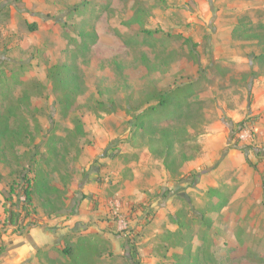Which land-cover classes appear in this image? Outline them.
Segmentation results:
<instances>
[{
	"label": "rangeland",
	"instance_id": "374dc122",
	"mask_svg": "<svg viewBox=\"0 0 264 264\" xmlns=\"http://www.w3.org/2000/svg\"><path fill=\"white\" fill-rule=\"evenodd\" d=\"M74 5L88 10L82 18L67 16ZM143 9L151 34L131 24ZM259 23L264 0H0V109L18 98L27 123L22 141L0 151V237L58 212L46 215L38 199L24 208L19 172L45 173L55 197L64 195L81 148L96 139L112 155L102 181L118 210L92 232L112 239L94 264H264V64L252 57ZM90 25L96 42L81 50L77 32ZM60 63L72 72L69 88L49 77ZM178 85L188 88L157 118L181 106L172 136L184 143L172 157H194L171 175L147 147L158 131L131 137L129 129L156 93ZM59 247L45 249L42 262L61 259Z\"/></svg>",
	"mask_w": 264,
	"mask_h": 264
},
{
	"label": "trees",
	"instance_id": "16d2710c",
	"mask_svg": "<svg viewBox=\"0 0 264 264\" xmlns=\"http://www.w3.org/2000/svg\"><path fill=\"white\" fill-rule=\"evenodd\" d=\"M86 11H88L86 10V8L83 7V9L81 10L79 6L74 5L69 9L67 16L75 14L82 18ZM145 16L146 12L143 9L140 15L136 14L131 20L133 21V23L131 24H137L139 27L140 31L136 30L137 34H141L143 32L145 34L152 33L151 30L143 28V21ZM85 20L86 19H84L83 22H85ZM257 26L260 28L259 30H261V33L259 32L258 37V42L260 43L261 47L260 51L257 54H254L252 57L257 64L262 65L264 64V39H262L261 37L264 36V23H259ZM90 27L92 32H88L85 30H80L77 32V35L79 37V48L81 50H87L91 44H94L96 42L97 35L94 32V27L93 25H90ZM27 28L29 30H33L36 28V26L35 24H28ZM184 41L188 46L192 45L190 39H185ZM193 45L197 46L196 43H193ZM71 74L72 72L70 73L68 65L65 63L56 64L49 70V77L53 81L52 83L55 84V81H57L59 83L58 85L66 86L68 88L69 86H71ZM187 88L188 86L183 87L181 85H178L167 93H156V104L148 106L146 110H143V112L134 116L133 120L130 123L129 132L131 137L135 135L143 137L147 132H150L149 135H154L155 131H158L159 135L157 137H150L152 141H156V144L151 141L150 144L147 145V147L153 155L161 157L162 164L171 175H175L178 173L180 168L179 166L184 161L193 159L194 153H192L191 155L183 154L182 158L178 162H175V156L172 157L177 150L176 147L178 143H184L177 142V140H175L172 136V131L175 130V128L177 127L176 125L178 124L176 123V120L181 115V106L174 108L173 118L168 117V115L171 113V110L169 108L168 111L165 112V116L163 119H158L157 115H159L160 113V108L168 107L169 101L172 99L173 95L178 94L176 92L181 93ZM24 97L28 98L29 95L27 93H24L22 95V98ZM16 100L17 101L12 105L0 109V151H2L5 145H9V143H11L13 147L15 142L22 141L27 130V123L24 113L20 108V102L18 101V98ZM184 133L185 135L189 136L186 133V130H184ZM192 141H194V139ZM194 147L196 149L199 148L198 144L196 143L194 144ZM233 147H239L238 142L233 144ZM174 164L175 166H173ZM19 177L22 181L21 194H19V197H22L24 199V208L31 207L35 199H38L39 207L43 209L42 212L46 215H50L51 213L60 211L63 208L65 196V192H63L65 188L64 186L61 189L64 195L55 197V194L53 193L60 192V190L51 184L50 179L47 177V175H45V173L41 175L33 174L31 177H29L28 173L20 171ZM8 186L9 192L12 194V192L14 191L13 181H10V184ZM11 214L12 217L10 222L21 226L20 222L17 221V214H15L14 212H12ZM99 244L107 246L108 249H110L111 242L107 238L102 237L99 233L79 235L75 238L74 241L64 240L63 244L59 248H55L53 250L56 253H59L58 257L60 256L62 260L48 257L46 258V263L94 264V262L100 255L98 253ZM37 253L40 257L42 256V254L44 256L47 255V252L41 249H38ZM246 257L249 260L256 262H261L263 260L253 256ZM40 264L44 263L41 261Z\"/></svg>",
	"mask_w": 264,
	"mask_h": 264
},
{
	"label": "crops",
	"instance_id": "0c3cea01",
	"mask_svg": "<svg viewBox=\"0 0 264 264\" xmlns=\"http://www.w3.org/2000/svg\"><path fill=\"white\" fill-rule=\"evenodd\" d=\"M106 143L94 140L91 145L81 148L74 164L73 177L66 184L63 208L55 214L43 217L40 225H32L24 232L2 233L0 237V264H40L42 258L37 250L59 247L66 233L103 232L106 218L118 208L115 194H109L102 181V176L110 168L112 155L106 153ZM128 151L124 148L122 152ZM114 159L117 157H113ZM98 163H103L100 167ZM116 172H114L115 174ZM94 198L99 204L94 205ZM115 205V206H114ZM106 238L112 240L105 231ZM51 252V250H49Z\"/></svg>",
	"mask_w": 264,
	"mask_h": 264
}]
</instances>
